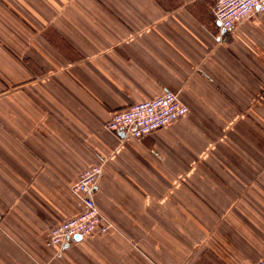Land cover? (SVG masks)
Listing matches in <instances>:
<instances>
[{
	"label": "crops",
	"instance_id": "0c3cea01",
	"mask_svg": "<svg viewBox=\"0 0 264 264\" xmlns=\"http://www.w3.org/2000/svg\"><path fill=\"white\" fill-rule=\"evenodd\" d=\"M216 0H0V264H257L264 255V11ZM173 91L143 137L113 112ZM113 224L57 245L71 186Z\"/></svg>",
	"mask_w": 264,
	"mask_h": 264
},
{
	"label": "built area",
	"instance_id": "2783aa9c",
	"mask_svg": "<svg viewBox=\"0 0 264 264\" xmlns=\"http://www.w3.org/2000/svg\"><path fill=\"white\" fill-rule=\"evenodd\" d=\"M215 18L225 28H231L248 18L255 11H264V0H216ZM189 107L179 94L166 91L153 98L134 102L124 110L113 112L106 128L109 131L143 137L166 127L185 115ZM102 173V165L84 168L71 186L80 196V211L51 228L49 241L62 245L75 237L106 233L113 229L112 222L102 214L94 196L95 186ZM1 219V218H0ZM264 264V255L257 261Z\"/></svg>",
	"mask_w": 264,
	"mask_h": 264
}]
</instances>
